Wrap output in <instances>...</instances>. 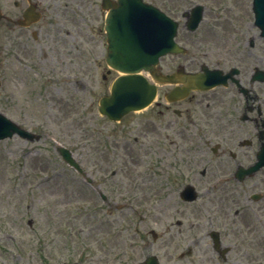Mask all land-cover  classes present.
I'll return each instance as SVG.
<instances>
[{"label":"flooded vegetation","instance_id":"1","mask_svg":"<svg viewBox=\"0 0 264 264\" xmlns=\"http://www.w3.org/2000/svg\"><path fill=\"white\" fill-rule=\"evenodd\" d=\"M119 1L0 0V80L5 106L13 104L21 110L22 90L35 95L29 98V108L41 102L51 109L58 100L65 103L69 95L84 92L86 78L100 67V48L108 45L104 6H117ZM201 26L190 37L179 38L185 53L164 57L158 66L159 74L175 75V83L158 87V102L153 107L159 119L158 135L150 134L151 126L155 127L150 119L138 129L143 139L139 162L147 164L143 169L148 171L135 178L141 179L143 187L132 189L122 182L130 179L123 174L133 170L123 166L125 160L120 157L119 166L109 173L101 167L95 169L92 186H96L101 207L133 205L141 200L174 207V215H188L199 204L208 213L199 226L208 222L207 236L210 239L213 232L218 233L223 245L219 252L211 242L213 260L207 261L260 264L257 254L252 256L259 250L258 228L255 222L243 219L249 205L260 222L264 218V167L255 171L264 149L261 43L255 37H243L244 31L236 24H217L218 30L209 33L201 31ZM253 28L259 31L258 39L264 40L255 23ZM206 70L212 73L214 85L194 89L184 99L174 95L185 88L182 82L188 73ZM122 142L124 149L129 147L127 153H134L129 140ZM155 178L158 186H151ZM189 187L195 189V201H188L191 194L185 195ZM173 219L170 228H177L173 235L188 232L180 220ZM160 225L165 233L164 222Z\"/></svg>","mask_w":264,"mask_h":264},{"label":"rangeland","instance_id":"2","mask_svg":"<svg viewBox=\"0 0 264 264\" xmlns=\"http://www.w3.org/2000/svg\"><path fill=\"white\" fill-rule=\"evenodd\" d=\"M148 1L180 22L181 40L191 36L184 27L183 13L203 5L206 13L201 31L218 30L217 24H236L244 31L243 37L257 38L264 57V40L258 39L259 31L253 28V0ZM100 51V67L92 69L94 74L86 78L84 92L69 95L70 100L65 103L58 100L53 109L41 102L29 108L32 103L29 98L35 95L30 92L27 95L26 90L19 95L21 110L13 108V104L7 107L0 91V112L41 136L37 142L19 137L0 142V264H138L148 256H156L161 264H219L206 260H213L207 236L211 225L203 222L199 226L207 217L206 208L197 204L188 215H174V207L150 205L141 200L119 209L101 207L95 189L60 156L58 148H68L91 179L96 176V168L109 173L119 166L118 158H123V166L131 167L133 173L125 172L123 175L130 179L122 182L132 189L143 187L141 179L135 178L148 171L143 169L147 164L139 162L143 139L138 129L150 119L149 123L155 125L151 126L150 134L158 135L157 108L132 113L121 123L101 116L99 101L108 95L117 74L113 72L107 81L103 80L109 70L105 63L106 47L102 46ZM26 95L28 100H24ZM136 137L138 143L134 142ZM122 140L131 141L134 153H127L129 147L124 149ZM158 181L157 178L150 181L151 186H158ZM121 187L118 183L117 189ZM248 207L243 222L253 221L258 228L255 234L259 250L252 256L257 254L260 264H264V218L260 222ZM172 219L180 220L188 232L173 235L177 228H170Z\"/></svg>","mask_w":264,"mask_h":264},{"label":"water","instance_id":"3","mask_svg":"<svg viewBox=\"0 0 264 264\" xmlns=\"http://www.w3.org/2000/svg\"><path fill=\"white\" fill-rule=\"evenodd\" d=\"M109 17L107 32L109 49L107 64L115 71L122 73L113 86L112 95L101 101L100 112L111 120H120L124 115L149 106L156 95L155 86H150L140 75L142 71H153L161 57L167 54H177L180 49L174 39L178 24L168 18L157 8L143 4L141 0H127L123 4L126 9H116L107 6ZM204 7L192 9L190 30H195L201 22ZM253 10L256 14V24L262 30L264 37V0H254ZM155 80L160 78L155 76ZM203 78L198 83L187 79V84L206 88ZM167 82H173V77H167ZM15 135L29 141H38L40 137L31 134L0 114V140L12 138ZM63 159L75 170L82 173L71 152L65 148L59 150ZM261 163L255 170L264 165V152L260 153ZM215 245L220 246L218 238L214 237ZM141 264H159L157 258L149 257Z\"/></svg>","mask_w":264,"mask_h":264}]
</instances>
